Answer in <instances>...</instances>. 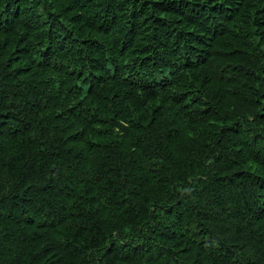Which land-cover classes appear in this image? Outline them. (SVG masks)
Listing matches in <instances>:
<instances>
[{"label":"trees","instance_id":"obj_1","mask_svg":"<svg viewBox=\"0 0 264 264\" xmlns=\"http://www.w3.org/2000/svg\"><path fill=\"white\" fill-rule=\"evenodd\" d=\"M0 264H264V0H0Z\"/></svg>","mask_w":264,"mask_h":264}]
</instances>
